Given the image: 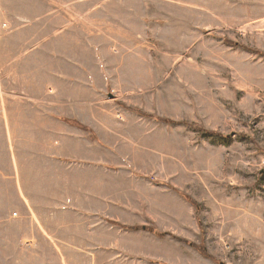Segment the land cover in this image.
I'll use <instances>...</instances> for the list:
<instances>
[{
  "label": "rangeland",
  "instance_id": "rangeland-1",
  "mask_svg": "<svg viewBox=\"0 0 264 264\" xmlns=\"http://www.w3.org/2000/svg\"><path fill=\"white\" fill-rule=\"evenodd\" d=\"M0 264H264V0H0Z\"/></svg>",
  "mask_w": 264,
  "mask_h": 264
},
{
  "label": "trees",
  "instance_id": "trees-1",
  "mask_svg": "<svg viewBox=\"0 0 264 264\" xmlns=\"http://www.w3.org/2000/svg\"><path fill=\"white\" fill-rule=\"evenodd\" d=\"M111 222L113 223V224H116V225H118V226H121V227H124V228H130V229H132V228H140V226H134V225H125V224H122V223H120V222H118V221H115V220H111ZM142 228H147V226H141Z\"/></svg>",
  "mask_w": 264,
  "mask_h": 264
}]
</instances>
